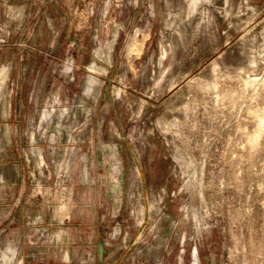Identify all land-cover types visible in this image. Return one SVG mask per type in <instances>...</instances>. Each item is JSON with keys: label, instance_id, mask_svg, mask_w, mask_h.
I'll return each instance as SVG.
<instances>
[{"label": "rangeland", "instance_id": "374dc122", "mask_svg": "<svg viewBox=\"0 0 264 264\" xmlns=\"http://www.w3.org/2000/svg\"><path fill=\"white\" fill-rule=\"evenodd\" d=\"M262 124L264 0H0V264H264Z\"/></svg>", "mask_w": 264, "mask_h": 264}, {"label": "crops", "instance_id": "0c3cea01", "mask_svg": "<svg viewBox=\"0 0 264 264\" xmlns=\"http://www.w3.org/2000/svg\"><path fill=\"white\" fill-rule=\"evenodd\" d=\"M2 142H0V144H1ZM2 192V190H1V188H0V193ZM4 201V200H3ZM11 203V201L7 204V205H9ZM17 203H19V201H17V202H13L12 203V206H17ZM6 205V202L4 201V202H1V200H0V209L4 212V210L5 209H8L9 208V206H7ZM1 211V213L3 214V216H4V213ZM0 234H3V230H1L0 231Z\"/></svg>", "mask_w": 264, "mask_h": 264}, {"label": "bare ground", "instance_id": "6f19581e", "mask_svg": "<svg viewBox=\"0 0 264 264\" xmlns=\"http://www.w3.org/2000/svg\"><path fill=\"white\" fill-rule=\"evenodd\" d=\"M263 125V124H262ZM264 126V125H263ZM62 195V194H61ZM60 207H62V206H60ZM60 209V208H59ZM63 234V233H62Z\"/></svg>", "mask_w": 264, "mask_h": 264}]
</instances>
